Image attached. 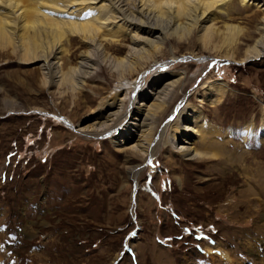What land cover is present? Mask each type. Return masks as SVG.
Here are the masks:
<instances>
[{"label": "rangeland", "instance_id": "1", "mask_svg": "<svg viewBox=\"0 0 264 264\" xmlns=\"http://www.w3.org/2000/svg\"><path fill=\"white\" fill-rule=\"evenodd\" d=\"M221 7L209 31L172 38L131 75L132 88L110 61L129 52V31L103 53L81 34L65 38L60 72L76 70L51 84L30 61L51 47L47 37L31 46L0 35V264H264V54L241 61L264 36V14L241 0ZM84 55L98 65L81 84ZM160 68L183 78L145 157L118 150L114 133L80 130L127 93L122 117ZM208 81L227 85L218 104L199 97ZM187 103L200 107L202 156L192 160L158 145Z\"/></svg>", "mask_w": 264, "mask_h": 264}, {"label": "bare ground", "instance_id": "2", "mask_svg": "<svg viewBox=\"0 0 264 264\" xmlns=\"http://www.w3.org/2000/svg\"><path fill=\"white\" fill-rule=\"evenodd\" d=\"M227 1L229 0H0V35L5 32L11 33L19 38V43L29 41L28 45L34 44V46L39 37H47L51 47L43 46L44 49L39 52L40 54L30 56V61L41 63L42 72L46 75L47 82L51 84L62 75L65 76L68 72L73 73L76 70L71 68L65 75L60 72L64 63L61 58L67 50L64 46L65 38L69 39V36L75 33L81 34L87 45L103 53L108 47L106 44L120 38L115 32L124 34V30L129 31L133 42L129 52L124 57H113L110 61L118 70L121 88L125 86L132 88L131 75H138L141 70L155 61L172 38H185L194 28L209 31L213 24V10L217 8L225 11L221 4ZM241 1L245 4L255 3L264 14V0ZM262 18L263 23L257 29L264 35V15ZM236 28L235 25H228L229 32ZM255 41L252 46L247 47L241 61L258 59L264 54V36H260ZM26 51L29 57V51ZM235 55L227 53L221 56L238 60ZM80 63L81 71L85 73L80 71L78 81L83 84L85 76L90 75L92 69L98 65V58L84 55ZM182 78L183 74L158 69L154 72L147 88L140 90L136 88V97L141 98V101L127 107L122 117L127 93L125 96L118 93L116 98L107 101L105 120L97 122L95 119L93 125H84L80 130L91 134L99 131L103 134L114 133L111 135L112 141L118 150H129L140 158L145 157L150 150L155 149L153 137L156 124L159 118L165 115L170 104L177 100L176 92ZM226 89L227 85L224 83L208 81L204 84L203 92L199 93V97L204 95L205 101L218 104ZM204 98L200 101L203 102ZM182 105L177 118L171 124L172 133L165 136V141L163 138L158 145L167 142L173 147L174 152L192 160L202 156L194 145L195 138L201 136L196 117L200 107L190 103ZM250 131L251 127H247L246 133ZM261 137L264 140V134ZM180 140L183 143L177 145V141Z\"/></svg>", "mask_w": 264, "mask_h": 264}]
</instances>
